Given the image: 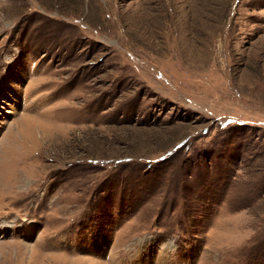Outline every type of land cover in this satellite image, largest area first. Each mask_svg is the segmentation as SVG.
Returning a JSON list of instances; mask_svg holds the SVG:
<instances>
[{
    "label": "rangeland",
    "instance_id": "obj_1",
    "mask_svg": "<svg viewBox=\"0 0 264 264\" xmlns=\"http://www.w3.org/2000/svg\"><path fill=\"white\" fill-rule=\"evenodd\" d=\"M264 264V0H0V264Z\"/></svg>",
    "mask_w": 264,
    "mask_h": 264
},
{
    "label": "bare ground",
    "instance_id": "obj_2",
    "mask_svg": "<svg viewBox=\"0 0 264 264\" xmlns=\"http://www.w3.org/2000/svg\"><path fill=\"white\" fill-rule=\"evenodd\" d=\"M11 264V263H10Z\"/></svg>",
    "mask_w": 264,
    "mask_h": 264
}]
</instances>
